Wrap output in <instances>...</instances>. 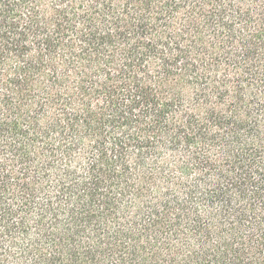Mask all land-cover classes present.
Here are the masks:
<instances>
[{
  "label": "trees",
  "instance_id": "16d2710c",
  "mask_svg": "<svg viewBox=\"0 0 264 264\" xmlns=\"http://www.w3.org/2000/svg\"><path fill=\"white\" fill-rule=\"evenodd\" d=\"M0 264H264V0H0Z\"/></svg>",
  "mask_w": 264,
  "mask_h": 264
}]
</instances>
